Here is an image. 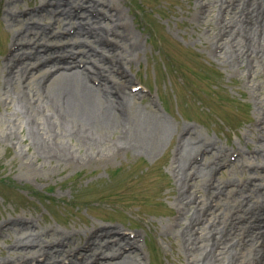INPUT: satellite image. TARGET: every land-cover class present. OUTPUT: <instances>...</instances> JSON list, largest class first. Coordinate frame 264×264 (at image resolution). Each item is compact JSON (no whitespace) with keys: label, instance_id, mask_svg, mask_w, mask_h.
I'll return each instance as SVG.
<instances>
[{"label":"bare ground","instance_id":"6f19581e","mask_svg":"<svg viewBox=\"0 0 264 264\" xmlns=\"http://www.w3.org/2000/svg\"><path fill=\"white\" fill-rule=\"evenodd\" d=\"M74 1L85 8L82 13ZM107 1L42 0L36 12L23 18L5 11L4 21L17 29L0 61V103L9 112L1 139L13 137L17 123L26 130L21 142L29 145L33 158L58 162L75 154L85 158L96 148L116 155V146L152 154L177 133L178 127L153 105H136L139 92L127 90L132 85L125 63L137 44L120 9ZM203 1L197 0L199 10L207 4L204 15L212 20L224 12L222 25L215 26L218 36L210 37L221 51L215 54L220 63L239 69L242 76L252 75L242 83L257 86L262 95L250 97L258 113L251 127L255 154L247 157L239 151L240 159L227 170L242 173L239 181L218 179L215 174L228 161V150L182 128L169 165L176 190L172 205L178 210L170 235L181 253L189 255L183 264H264V0ZM102 17L114 26H100ZM62 26H75L72 33L92 39L52 42L65 38ZM78 44L86 50L73 49ZM35 221L12 217L1 222L0 237L8 232L14 236L11 254L0 264H144L137 231L94 225L81 234Z\"/></svg>","mask_w":264,"mask_h":264},{"label":"rangeland","instance_id":"374dc122","mask_svg":"<svg viewBox=\"0 0 264 264\" xmlns=\"http://www.w3.org/2000/svg\"><path fill=\"white\" fill-rule=\"evenodd\" d=\"M107 2L120 9L122 22L137 44L125 63L130 84L137 89L127 90L139 92L134 97L136 105H153L178 127L177 133L152 154L116 146V155L96 148L85 158L75 154L67 161L42 162L39 157L33 158L29 145L21 142L26 130L15 123L13 137L0 138V224L12 217L34 218L39 226L76 229L81 234L94 225H114L128 233H140L144 264H183L181 260L189 255L181 253L179 242L170 235L178 210L172 205L176 190L169 165L179 131L193 129L228 150V161L218 166L216 178L239 181L242 173L227 170L240 159L239 151L247 157L255 154L251 151L255 147L251 127L256 125L258 113L250 97L259 99L262 95L257 86L253 89L242 83L244 78L253 79L252 75L242 76L239 69L220 63V55H215L221 51L210 37L218 36L216 27L222 25L223 11L212 20V16H205L208 5L199 10L197 0ZM41 4L42 0H0V61L9 52L11 36L17 29L4 21L5 11L11 9L20 14L19 18L29 17ZM75 8L81 13L85 9ZM106 8L102 6L104 14L108 13ZM114 24L107 17L99 22L107 29ZM69 27L59 28L65 38L52 42L92 39L72 33L77 28ZM156 36L160 37L158 41ZM90 43L102 51L100 45ZM72 47L86 50L79 44ZM8 113L0 103V133L5 131ZM249 170L254 174L252 167ZM11 235L8 232L0 237V259L11 254Z\"/></svg>","mask_w":264,"mask_h":264}]
</instances>
